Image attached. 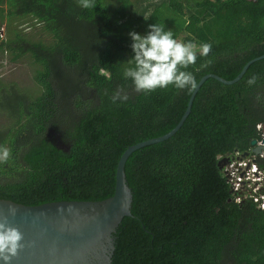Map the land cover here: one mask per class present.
Masks as SVG:
<instances>
[{"label":"trees","instance_id":"trees-1","mask_svg":"<svg viewBox=\"0 0 264 264\" xmlns=\"http://www.w3.org/2000/svg\"><path fill=\"white\" fill-rule=\"evenodd\" d=\"M90 5L0 0L2 19L32 17L51 38L32 40L16 28L0 36V49L10 51L13 61L34 58L42 89L28 93L0 81V115L7 118L0 145L11 149L9 161L0 163V198L26 205L104 200L115 191L123 152L176 126L194 88L137 92L122 74L132 55L130 30L145 32L157 23L197 47L210 43L207 56L198 55L185 69L197 83L207 73L232 79L264 53V0ZM253 74L257 80L248 85ZM117 89L127 92L126 101L112 102ZM261 122L264 58L232 84L207 78L180 129L127 159L132 215L114 233L111 264H264V209L251 197L237 201L219 166L223 157L252 148ZM50 129L69 149L50 140Z\"/></svg>","mask_w":264,"mask_h":264},{"label":"water","instance_id":"water-1","mask_svg":"<svg viewBox=\"0 0 264 264\" xmlns=\"http://www.w3.org/2000/svg\"><path fill=\"white\" fill-rule=\"evenodd\" d=\"M262 58L264 53L249 60L232 79L216 73L203 75L174 128L161 136L130 145L123 152L117 166L115 191L111 197L99 201L62 200L38 205L0 198V219L7 216V222L24 233L25 241V246L19 249L8 264H111L115 249L114 233L122 218L132 215L133 191L125 172L130 154L143 146L166 140L176 133L190 114L194 98L207 78L213 77L225 84H232L242 78L250 64ZM52 135L53 130L50 129V140L57 146L69 149L59 136L53 138ZM256 142L253 139L251 143L255 145ZM263 149L261 146L254 147V151L258 153ZM248 153L246 150L238 157H244ZM228 161V156L220 159V168L223 169ZM10 205L15 207V215L9 212Z\"/></svg>","mask_w":264,"mask_h":264},{"label":"clouds","instance_id":"clouds-1","mask_svg":"<svg viewBox=\"0 0 264 264\" xmlns=\"http://www.w3.org/2000/svg\"><path fill=\"white\" fill-rule=\"evenodd\" d=\"M80 6L90 7V0H80ZM129 36L132 55L122 74L125 79L131 80L137 92H150L169 85L179 89L196 87L197 81L193 73L185 69L196 63L198 55L207 56L211 48L210 43H201L197 47L191 41L176 38L171 30H165L157 23L149 24L145 32L130 30ZM256 80L257 75L253 74L246 83L252 85ZM110 99L114 103L123 102L128 99V94L117 89ZM10 156L11 149L0 145V163L8 162ZM228 157L227 164L231 160L230 156ZM224 169L225 167L223 171ZM9 212L15 215V207L10 205ZM7 219V216L0 219V264H8L19 249L25 246L24 233L18 227L9 224Z\"/></svg>","mask_w":264,"mask_h":264},{"label":"rangeland","instance_id":"rangeland-1","mask_svg":"<svg viewBox=\"0 0 264 264\" xmlns=\"http://www.w3.org/2000/svg\"><path fill=\"white\" fill-rule=\"evenodd\" d=\"M150 1V0H144ZM7 7V4H3ZM186 9L184 12L186 13ZM16 28L21 31L25 36L32 40L44 39L46 42H50L51 38L45 35L41 25H33L32 17L29 16H16L9 21L7 17L2 19L0 15V36L6 38L13 34V29ZM10 51L0 49V81L16 83L25 92H40L41 86L35 80L36 68L38 64L34 61L31 55H24L17 61H13ZM3 115H0V125L6 121ZM241 155L237 153L236 157ZM227 163L224 167H226ZM246 190V189H245ZM248 191V190H247Z\"/></svg>","mask_w":264,"mask_h":264},{"label":"built area","instance_id":"built-area-1","mask_svg":"<svg viewBox=\"0 0 264 264\" xmlns=\"http://www.w3.org/2000/svg\"><path fill=\"white\" fill-rule=\"evenodd\" d=\"M257 128L259 137L248 155L232 158L224 172L231 190L236 192L237 201L251 197L264 209V149L259 153L254 151L255 146L264 147V123H259Z\"/></svg>","mask_w":264,"mask_h":264},{"label":"flooded vegetation","instance_id":"flooded-vegetation-1","mask_svg":"<svg viewBox=\"0 0 264 264\" xmlns=\"http://www.w3.org/2000/svg\"><path fill=\"white\" fill-rule=\"evenodd\" d=\"M234 157H235L234 155H231V156H230V159H232V158H234Z\"/></svg>","mask_w":264,"mask_h":264}]
</instances>
